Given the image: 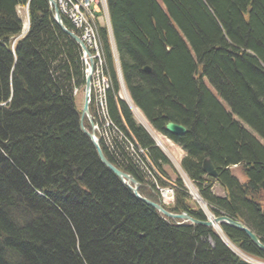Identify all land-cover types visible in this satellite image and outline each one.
<instances>
[{
    "label": "trees",
    "instance_id": "obj_1",
    "mask_svg": "<svg viewBox=\"0 0 264 264\" xmlns=\"http://www.w3.org/2000/svg\"><path fill=\"white\" fill-rule=\"evenodd\" d=\"M107 3L130 99L184 150L180 165L210 212L240 220L264 243V0ZM18 6H27L28 29L12 44L23 27ZM100 38L112 78L109 115L136 152L122 156L123 169L144 195L170 162L118 96L104 28ZM83 83L79 47L56 25L48 1L0 0V264H248L213 228L161 216L102 164L80 129L73 91ZM168 121L186 133L168 135ZM205 158L216 178L202 171ZM179 181L166 208L205 220ZM221 228L264 260L242 231Z\"/></svg>",
    "mask_w": 264,
    "mask_h": 264
},
{
    "label": "built area",
    "instance_id": "obj_2",
    "mask_svg": "<svg viewBox=\"0 0 264 264\" xmlns=\"http://www.w3.org/2000/svg\"><path fill=\"white\" fill-rule=\"evenodd\" d=\"M75 2V3H74ZM58 8L71 24L78 30L81 38L86 42L92 51L94 59V106L98 117V130L100 137L105 145L107 152L116 163L121 161L123 165H127L122 156H126L129 139L120 126L114 123L108 116V110L104 108L106 102V91L109 89V75L106 73V62L104 56L99 50L100 32L97 26H92L88 21L103 24L107 22L109 17L104 9L103 0H56ZM107 24V23H106ZM99 36V37H98ZM117 126V127H116ZM123 144L121 150L119 146ZM119 164V163H118ZM120 165V164H119ZM164 180V178H162ZM161 192L165 200H171L173 197V187L169 184L161 185L159 183L156 188Z\"/></svg>",
    "mask_w": 264,
    "mask_h": 264
},
{
    "label": "water",
    "instance_id": "obj_3",
    "mask_svg": "<svg viewBox=\"0 0 264 264\" xmlns=\"http://www.w3.org/2000/svg\"><path fill=\"white\" fill-rule=\"evenodd\" d=\"M50 7H51V14L54 22L59 27V29L66 34L80 49V53L83 56L89 55V51L86 47V45L83 43V41L80 39V37L71 29H69L64 22L62 21V18L60 14L58 13L57 6L55 3V0H47ZM85 65V85H84V97H83V105L82 110L79 117V124L82 129V131L88 136L89 140L91 141L92 145L94 146L97 156L102 162V164L107 167L112 173H114L122 183H124L127 187L131 189V191L135 194V196L142 201L144 204L148 206L154 207L157 211L162 213L164 216L172 218V219H180L184 222H189L192 225H201L205 227H212V225H225L230 228L242 231L249 239L250 241L255 245L257 249L264 252V243L258 238V236L251 231L244 223L241 221L227 215V214H220L214 217L212 220H200L197 218H194L190 216L187 212L183 211L180 213H174L170 212L167 209H165L159 201H153L147 197L141 196L138 194L136 188L131 187L130 181L134 184H136L135 180L130 177V174L126 173L125 171H122L121 169L117 168L115 165H113L109 159L104 154L102 148L100 147L98 140L96 139L95 132H94V123L92 121V117L89 111V101H90V90H91V73L93 69V60L89 58V60L84 61ZM143 70L149 71L150 68L145 66L143 67ZM86 117L90 124V131L86 130L83 126V119ZM165 131L172 135V136H182L186 133V127L182 124H178L175 122H167L165 124ZM202 171L206 173L208 176H211L213 178L217 177V170L215 169L214 164L209 158H205L202 161Z\"/></svg>",
    "mask_w": 264,
    "mask_h": 264
},
{
    "label": "rangeland",
    "instance_id": "obj_4",
    "mask_svg": "<svg viewBox=\"0 0 264 264\" xmlns=\"http://www.w3.org/2000/svg\"><path fill=\"white\" fill-rule=\"evenodd\" d=\"M105 4H106V7H107V12L106 13H108L109 14V10H108V3H107V0L105 1L104 0V7H105ZM105 9V8H104ZM18 13H19V15L22 17V19H23V25H25L26 24V22H27V19H26V15H25V12H24V9H22V8H18ZM64 18H65V20L66 21H68V19L64 16ZM107 19H109V21H110V16L107 18ZM108 23V22H107ZM109 24H110V22H109ZM96 25V24H95ZM99 37V36H98ZM98 39H101V38H98ZM107 41H108V43H109V39L107 38ZM111 41V43H112V46H110V43H109V47H110V51H111V54H112V60H114V58H115V60L114 61H116V66H117V72L120 70V65H119V55H118V52H117V48H116V45H115V41H114V38H113V40L111 39L110 40ZM113 43H114V46H113ZM99 50L101 51V54H102V51H103V49H104V44H99ZM115 48V49H114ZM113 49V50H112ZM113 53H114V56H113ZM106 64H107V62H106ZM119 76H117V82H118V84H119V87H121L120 88V90L118 91V96L119 97H121L122 99H126V95H128V91H126L127 89L125 88V86H124V83H123V86H122V84L120 83V81H119ZM121 78H122V76H121ZM123 80V79H122ZM204 82H205V85L207 86V88L210 90V91H212V92H214V90H213V88L211 87V85L208 83V81L207 80H204ZM108 84L110 85L111 84V81H109L108 82ZM84 85V84H83ZM83 85H81L79 88H78V91H77V94H76V96H75V103H76V106L78 107V108H80L81 107V104H82V98H83V93H82V90H83ZM127 93V94H126ZM128 98H129V95H128ZM107 99H108V96H107ZM123 100V101H124ZM219 101H220V103L228 110V105L222 100V99H220L219 98ZM125 102V101H124ZM108 103V102H107ZM128 104V103H127ZM108 106V105H107ZM105 107V106H104ZM128 107L131 109V107L128 105ZM131 111H132V109H131ZM140 111V110H139ZM133 112V111H132ZM141 112V111H140ZM142 113V112H141ZM133 114V117H134V119H135V121L137 122V123H140L144 128L146 127L141 121H140V119H139V116H137L134 112L132 113ZM143 115V114H142ZM144 117V116H143ZM145 118V117H144ZM236 119H238L237 117H236ZM147 119L145 118V121H146ZM146 123H148V126L150 127V125H149V122H148V120L146 121ZM147 128V127H146ZM145 128V129H146ZM151 128V127H150ZM152 129V128H151ZM155 130V129H154ZM153 129H152V131H154ZM149 131V130H148ZM147 131V132H148ZM156 134H158L159 136H158V138L160 139V140H162L163 142H164V146H165V148H166V150H167V152L165 151V150H161V148H159L161 151H162V153L166 156V158L168 159V161H169V159L170 160H172V158H175V159H179V158H182L184 155H185V153L183 154L181 151V148H180V146L178 145V144H175V143H173V145H175V146H171L169 143H167V142H165L164 140H167V141H169V137L168 136H166V135H164L162 132H160V131H157V130H155L154 131ZM148 134L150 135V137H151V139L154 141V142H156L154 139H153V137H152V133H149L148 132ZM170 141H171V143L173 142L171 139H170ZM102 150H105V145L103 144V146H102ZM126 153H127V155L128 156H132V154H135L136 155V152H132L130 149H129V147H128V149H127V151H126ZM126 155V156H127ZM169 157V158H168ZM132 162H134L135 160H131ZM121 165V168H125V167H127V165H123L122 164V162L121 161H118ZM172 165V164H171ZM175 165H176V168L172 165V167H174L173 169H174V173L175 174H177V176H178V178H179V174H180V178H179V183H180V188L186 193V194H188V196H189V198H190V200H192L196 205H197V207H199L200 208V210L204 213V216H205V220L207 221V220H212L211 218H214V217H216L217 215H215V214H212L211 212H210V210H209V207H208V205H207V202L204 200V202L206 203V205H205V207L206 208H203L201 205H200V202L197 200V195L199 196V199H201V196H200V193H199V191L197 190L198 189V187H197V185H196V183H195V181H193L190 177H188V175L184 172V170L182 169V167L180 168V166H179V163H175ZM149 168V167H148ZM152 172H154V170L153 169H150ZM178 170H179V173H178ZM122 171H123V169H122ZM167 171H168V173L170 172V170L169 169H167ZM145 174L146 175H148L149 173H147V172H145ZM170 175H172L173 177H174V174H172V173H169ZM205 175L206 176H208L206 173H205ZM130 176H132L133 178H135L137 181H138V183H140L141 184V182L139 181V179H137L136 177H135V175H133V174H131L130 173ZM186 176H187V178L189 179L188 181L192 184V186L193 187H189L188 185H189V183L187 182V180H186ZM208 177H210V178H213V177H211V176H208ZM159 178H161V177H159ZM239 178H241V180H242V177L240 176ZM159 180V179H158ZM161 180V179H160ZM243 181V180H242ZM197 188H196V187ZM142 187V186H141ZM140 188V187H139ZM192 188L194 189H196V191H194V190H192ZM150 189V187L147 189V190H142L141 189V192L144 194V196L145 197H149V193H147L148 191H150L149 190ZM213 192L214 193H216V194H218V195H221L223 192H222V190L219 188V186L217 185V184H214L213 185ZM194 192L196 193V194H194ZM194 194V195H193ZM223 196V195H222ZM203 199V198H202ZM221 214H225V213H222L221 212ZM238 220V219H237ZM240 221V220H239ZM215 225V224H214ZM214 225H212V227H206V228H213V230L217 233V235H218V237L221 239V241H222V243L226 246V248H228V250L229 251H231L232 253H235L239 258H241L243 261H245L246 263H248V264H264V260H262V259H259V258H256V257H253L252 256V254H249V253H246V252H244L243 250H241L239 247H237L232 241H230L226 236H225V234L223 233V231H222V228H221V226H220V229H221V231H220V229L219 228H214L215 226ZM201 226V225H200ZM217 226H219V224L217 225ZM203 227H205V226H203ZM250 229V228H249ZM251 230V229H250ZM252 231V230H251ZM256 234V233H255ZM257 235V234H256ZM259 238V237H258ZM250 240V239H249ZM252 243V242H251ZM263 243V242H262ZM253 244V243H252Z\"/></svg>",
    "mask_w": 264,
    "mask_h": 264
},
{
    "label": "bare ground",
    "instance_id": "obj_5",
    "mask_svg": "<svg viewBox=\"0 0 264 264\" xmlns=\"http://www.w3.org/2000/svg\"><path fill=\"white\" fill-rule=\"evenodd\" d=\"M74 0H70V2H73ZM104 1V0H103ZM106 1V0H105ZM75 3V2H74ZM57 6V5H56ZM105 12H107V7H106V4H105ZM57 10H58V13L60 14V16H61V18H62V21L64 22V15L63 14H61L60 12H61V10L58 8V6H57ZM108 22V23H107ZM107 24L106 23H103V24H97L96 22H93V21H88V23L90 24V25H92V26H97L98 27V31L100 32L101 31V29H105L106 30V33H107V35H108V38H109V40H113V33H112V28H111V24H109V19H107ZM65 24V23H64ZM96 24V25H95ZM98 41H99V44H100V39H98ZM110 44H111V46H112V43H111V41H110ZM113 46H114V43H113ZM86 47H87V49H88V51H89V55H86V56H83L82 54H80V61L82 62V65L84 64V61L85 60H88L90 57H91V54H92V51H91V49L89 48V46L88 45H86ZM115 49V48H114ZM113 50V49H112ZM102 55H103V51H102ZM104 56V55H103ZM113 56H114V53H113ZM115 63H116V61H115ZM118 73H119V81H120V83L122 84V86H123V80H122V78H121V74H120V70L118 71ZM109 82V81H108ZM127 94V93H126ZM125 102L126 103H128V105L131 107V109H132V111L137 115V116H139V119H140V121L147 127V130H149V133H152L151 135H152V137H153V139L156 141L155 142V145L156 146H158L159 148H160V145H161V147L163 148V149H166L165 148V146H164V142L162 141V140H160L159 138H158V134H156L154 131H152V129L148 126V123H146V121H145V118L143 117V115H142V113L139 111V109L137 108V106H135V104L131 101V99H130V97L128 98V95H126V99H125ZM104 108L106 109V110H109V108H108V106H107V101L105 102V104H104ZM169 122V121H168ZM171 122H173V121H171ZM176 123V122H175ZM179 124V123H178ZM80 129H81V127H80ZM82 130V129H81ZM84 133V132H83ZM85 134V133H84ZM86 135V134H85ZM87 136V135H86ZM103 144L104 143H102L101 145H100V147L102 148V146H103ZM128 147H129V144H128ZM128 149V148H127ZM132 152H133V146H130V148H129ZM139 151H142L141 149H139ZM166 152H167V150H165ZM168 153V152H167ZM131 178H133L132 176H130ZM134 180H135V182H136V184H134V183H132L131 181H130V185H131V187H133V188H136V190H137V192H138V194L139 195H141V196H143L140 192H139V187L141 186L140 185V183H138V181L135 179V178H133ZM150 181H151V179L150 178H148ZM186 180H187V182L189 183V187H193L192 186V184L188 181L189 179L187 178V176H186ZM160 181V180H159ZM152 183L151 184H153L154 185V187H151V185L149 186L148 185V187H150V191H154L157 187H158V185H159V183L157 182V181H151ZM124 184V183H123ZM146 187V186H145ZM129 188V187H128ZM147 188V187H146ZM130 189V188H129ZM131 190V189H130ZM192 190H194V191H196V189L194 188H192ZM194 194H196L195 192H194ZM193 194V195H194ZM135 195V194H134ZM145 197V196H144ZM148 198V197H147ZM197 200L200 202V205L203 207V208H206L205 207V205H206V203L204 202V200L201 198V199H199V196L197 195ZM152 207V206H151ZM152 208H154V207H152ZM155 209V208H154ZM156 210V209H155ZM159 212V211H158ZM160 213V212H159ZM160 214H162V213H160ZM211 219H213V218H211ZM215 227L214 228H219L220 229V226H221V224H219V226H217V225H214ZM220 231H221V229H220Z\"/></svg>",
    "mask_w": 264,
    "mask_h": 264
},
{
    "label": "crops",
    "instance_id": "obj_6",
    "mask_svg": "<svg viewBox=\"0 0 264 264\" xmlns=\"http://www.w3.org/2000/svg\"><path fill=\"white\" fill-rule=\"evenodd\" d=\"M180 159V158H179Z\"/></svg>",
    "mask_w": 264,
    "mask_h": 264
}]
</instances>
